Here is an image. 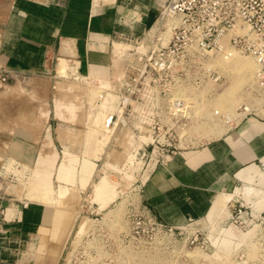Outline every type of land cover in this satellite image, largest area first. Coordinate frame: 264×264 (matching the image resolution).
<instances>
[{"label": "crops", "instance_id": "crops-1", "mask_svg": "<svg viewBox=\"0 0 264 264\" xmlns=\"http://www.w3.org/2000/svg\"><path fill=\"white\" fill-rule=\"evenodd\" d=\"M165 6L166 0H0V109L12 107L13 112L0 113V172L33 171L26 180L31 191L0 174V264H53L44 258L52 210L40 200V180L49 174L52 188L59 189L64 185L58 173L65 153L77 158L82 154L72 100L43 99L44 109L37 115L21 116L14 114L15 108L22 111L30 100L2 101V96L26 88L42 93L62 77L107 82L115 69L116 43L155 37ZM67 107L70 115L64 113ZM4 124L7 130H1ZM87 132L83 154L90 153L95 140ZM262 159L264 119L251 117L236 130L154 169L140 188L141 206L165 226L199 222L218 195L234 190Z\"/></svg>", "mask_w": 264, "mask_h": 264}, {"label": "rangeland", "instance_id": "rangeland-1", "mask_svg": "<svg viewBox=\"0 0 264 264\" xmlns=\"http://www.w3.org/2000/svg\"><path fill=\"white\" fill-rule=\"evenodd\" d=\"M163 23L164 26L157 28L159 31L157 35L167 42L171 36L169 28L175 24V21L169 19ZM126 48L121 44V51ZM120 52L114 46L116 73L120 68L117 59ZM218 61L224 71V82L214 87L213 96H208L210 89L207 88L200 92V96L205 101V110L227 109L233 114L242 102L252 99L245 86L251 82L256 71H252L250 66L253 62L256 63L253 58L241 54H234L231 59ZM241 62L248 63L244 66ZM77 77L71 80L66 77L56 78L54 84H48L42 93L26 88L25 91H15L14 94H10L9 91L1 99L2 101L13 98L29 99V107H22L20 112H18L19 108H15L14 114L21 116L37 115L44 109L41 105L43 99L72 100L73 104L77 105L75 113L79 117L78 142L82 154H78L77 158L69 152L65 153L58 173V178L64 181V185L59 189L55 187V191L52 188L51 197L46 195L40 198L52 210L47 225L48 250L44 255L47 262L53 264H264V250L255 252L246 248L250 241L256 243L253 239L254 231L236 228L230 219L232 204L237 199L249 203L256 210L264 208V166L260 163L251 166L255 172L242 177L244 181L238 185L242 190L237 193L233 190L226 192L233 196L220 211H214L212 205L208 216L203 220L174 228L172 231L169 227L159 226L154 220H150L151 216L142 208L138 194V186L144 179V170L141 168L145 159L128 151L130 141L122 139L120 132L106 133L101 130L105 112L115 107L116 99L111 100L109 97L103 100L100 114L96 113L93 116L92 123L88 118L92 116L90 115L92 93L86 88V80L81 76L75 80ZM2 109H0L2 114H13L10 111L12 107ZM63 109H65L64 113L71 114L69 107ZM51 110L53 111V106ZM263 114L264 111L260 116ZM6 125L4 124L1 130H7ZM211 129L208 132H211ZM85 131L95 138L89 154H83L87 142ZM212 132L216 137H220L225 131L222 126H216ZM120 146L124 148L123 152L119 149ZM75 162L78 163L74 165ZM31 173L33 174V171H18L16 168L0 172L10 183L20 185L23 190L30 188L26 180ZM60 174H63V178L59 177ZM41 186H43L42 181ZM246 186L256 189L257 192L250 194L243 192ZM42 190L44 191L45 188ZM32 198L38 200V195H32Z\"/></svg>", "mask_w": 264, "mask_h": 264}, {"label": "built area", "instance_id": "built-area-1", "mask_svg": "<svg viewBox=\"0 0 264 264\" xmlns=\"http://www.w3.org/2000/svg\"><path fill=\"white\" fill-rule=\"evenodd\" d=\"M161 17L162 25L165 20L175 21L167 42L158 35L149 41H125L127 48L117 57L119 71L114 69L107 85L81 77L93 97L88 117L92 123L103 100L116 99L115 107L105 112L101 130L120 132L122 139L130 141L128 151L145 159L138 194L154 169L203 146L208 137L217 138L212 132L216 126L228 133L251 117L264 119V114L260 116L264 111V0H166ZM234 54L249 56L256 63L245 86L252 99L242 102L233 114L227 109L207 111L200 92L207 88L208 96H213L214 87L225 80L218 60ZM119 149L124 151L122 146ZM259 163L264 166L263 159ZM230 219L236 228L254 231L256 243L250 241L247 250H264V208L256 210L237 199ZM3 220L0 198V231Z\"/></svg>", "mask_w": 264, "mask_h": 264}, {"label": "bare ground", "instance_id": "bare-ground-1", "mask_svg": "<svg viewBox=\"0 0 264 264\" xmlns=\"http://www.w3.org/2000/svg\"><path fill=\"white\" fill-rule=\"evenodd\" d=\"M118 42V41H117ZM117 47V51L119 50V52L122 50L121 49V44L120 43H116V45H115V48ZM122 52V51H121ZM120 52V53H121ZM254 60V59H253ZM246 63H248V62H246ZM246 63L245 62H241V64H243L244 66L246 65ZM251 64H252V62H250ZM250 68H251V70L252 71H254V70H256V64H254V62H253V64L250 66ZM249 68V69H250ZM105 83V84H104ZM103 84L104 85H106L107 84V82H104ZM98 114H100V112L99 113H97V115ZM41 178H39V180H40ZM40 181H42V183H43V188H45V190H44V192L42 193V197H45L46 195H52V186H51V182H50V176H49V174H47V175H45V178H43V179H41ZM41 183V182H40ZM240 190H242V189H237L234 193H237V192H239ZM256 189H254V188H252V187H249V186H246L245 188H244V190H243V192H245V193H254V192H257V190L255 191ZM259 192V191H258ZM233 195L232 194H230V193H224V194H221V195H219L216 199H215V201H214V204H213V210L214 211H220L225 205H226V203L228 202V200L232 197ZM51 197V196H50ZM248 234V233H247Z\"/></svg>", "mask_w": 264, "mask_h": 264}]
</instances>
